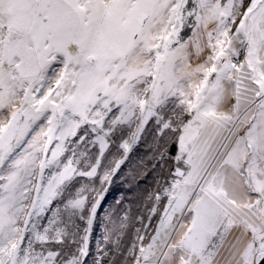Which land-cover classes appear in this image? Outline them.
Listing matches in <instances>:
<instances>
[{"label": "snow or ice", "instance_id": "6c2138e0", "mask_svg": "<svg viewBox=\"0 0 264 264\" xmlns=\"http://www.w3.org/2000/svg\"><path fill=\"white\" fill-rule=\"evenodd\" d=\"M0 264H264V0H0Z\"/></svg>", "mask_w": 264, "mask_h": 264}, {"label": "rangeland", "instance_id": "374dc122", "mask_svg": "<svg viewBox=\"0 0 264 264\" xmlns=\"http://www.w3.org/2000/svg\"><path fill=\"white\" fill-rule=\"evenodd\" d=\"M140 149L136 150V153H140ZM150 163V162H149ZM136 164V156H132L130 160L121 167L120 172L117 174V185L121 187V189L125 190L127 193L130 192L132 189L129 187V185L133 184L135 173L137 171L138 165L136 167H133L132 169V175H129L126 172V169L128 167H131ZM143 183V182H142ZM118 195H115V197Z\"/></svg>", "mask_w": 264, "mask_h": 264}, {"label": "trees", "instance_id": "16d2710c", "mask_svg": "<svg viewBox=\"0 0 264 264\" xmlns=\"http://www.w3.org/2000/svg\"><path fill=\"white\" fill-rule=\"evenodd\" d=\"M115 179L117 181V177ZM121 193L127 194L125 190L121 189V187L115 183L107 194L105 202L110 201L115 195H120Z\"/></svg>", "mask_w": 264, "mask_h": 264}]
</instances>
